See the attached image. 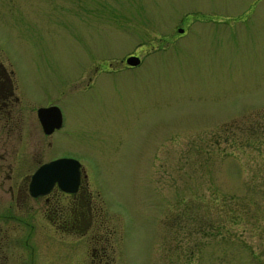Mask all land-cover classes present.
Wrapping results in <instances>:
<instances>
[{
	"label": "rangeland",
	"instance_id": "rangeland-1",
	"mask_svg": "<svg viewBox=\"0 0 264 264\" xmlns=\"http://www.w3.org/2000/svg\"><path fill=\"white\" fill-rule=\"evenodd\" d=\"M0 75L9 145L31 150L28 171L81 164L84 229L109 264H264V0H0ZM18 217L0 264L31 245L66 264L87 242L56 240L39 200Z\"/></svg>",
	"mask_w": 264,
	"mask_h": 264
},
{
	"label": "flooded vegetation",
	"instance_id": "flooded-vegetation-1",
	"mask_svg": "<svg viewBox=\"0 0 264 264\" xmlns=\"http://www.w3.org/2000/svg\"><path fill=\"white\" fill-rule=\"evenodd\" d=\"M6 78L8 77L0 75V233H2V235L0 234V246L11 244L20 247L19 239L9 233L3 234V231L16 227L19 229L20 218L18 216L21 214V210L31 216V203H36L39 200L41 215L45 221L49 222V231L58 232L56 240L64 243L66 240L77 239L82 235L87 237L86 244L84 245L82 241L81 246L75 247L73 253L67 254L66 250H62L66 264H69L67 257L73 258L70 264H109L105 247L104 251H100L97 244L92 242V239H99L96 235L99 229H84L85 198L80 192V188L82 179L85 177L82 170H80L79 181L74 191H62L56 184H53L47 192L31 195L29 181L32 171H28L31 168V150L25 148L19 152L17 145L14 146L15 144L12 143L9 145L16 133L12 126L14 124L12 122L16 119L11 114L9 105L17 97L13 95L12 89L7 88L6 93L3 91L2 86L3 83H6L4 82ZM89 208L92 209L91 205ZM46 212H56V214L52 216ZM32 227L33 225H31V229H29L30 227L25 229L34 232L36 237L46 240H49L47 237L55 238V233L46 235L47 231L44 230V232L40 229L34 231ZM84 231H87V234H84ZM0 252H3L2 247H0ZM22 253L24 254L23 259L18 261L15 260L16 256L14 259L11 257L7 264H41L42 261L37 260L34 255V245H31V253H27L24 249Z\"/></svg>",
	"mask_w": 264,
	"mask_h": 264
},
{
	"label": "water",
	"instance_id": "water-1",
	"mask_svg": "<svg viewBox=\"0 0 264 264\" xmlns=\"http://www.w3.org/2000/svg\"><path fill=\"white\" fill-rule=\"evenodd\" d=\"M182 31L181 28L177 29ZM138 58L129 55L125 62L134 65ZM36 116L44 133H49L60 125L61 116L57 106H40L36 108ZM79 178V162L71 157H57L39 164L31 173L29 190L31 195L47 192L55 183L63 191H74Z\"/></svg>",
	"mask_w": 264,
	"mask_h": 264
}]
</instances>
